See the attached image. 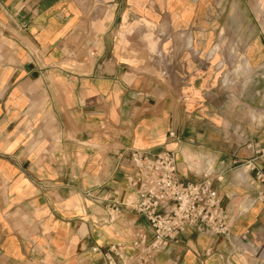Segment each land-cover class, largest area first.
<instances>
[{
  "label": "crops",
  "instance_id": "0c3cea01",
  "mask_svg": "<svg viewBox=\"0 0 264 264\" xmlns=\"http://www.w3.org/2000/svg\"><path fill=\"white\" fill-rule=\"evenodd\" d=\"M258 10L255 0H0V264H101L93 247L111 243L131 252L136 231L151 234L146 218L122 206L101 219L109 198L130 194V150L164 148L182 180L218 185L232 232L253 245L190 228L155 264H264V203L250 205L242 166L255 154L241 140L264 145L249 110L264 107Z\"/></svg>",
  "mask_w": 264,
  "mask_h": 264
},
{
  "label": "built area",
  "instance_id": "2783aa9c",
  "mask_svg": "<svg viewBox=\"0 0 264 264\" xmlns=\"http://www.w3.org/2000/svg\"><path fill=\"white\" fill-rule=\"evenodd\" d=\"M259 71V79L254 86L264 83V61ZM259 94L260 91L256 90ZM254 114L250 107L252 120H264V107ZM174 137L173 132L170 133ZM244 145L254 154L242 163L249 176V187L253 189L250 205L264 203V145L248 135H242ZM133 173L127 177L130 194L124 200L109 198L102 222L112 223L120 214L122 206L128 207L146 218L151 234L142 230L134 233L131 252L123 250V243H111L105 248L93 247L101 252V264H155L157 255L163 251L168 241H177L188 229L214 237H224L235 250L242 251L252 246L248 232L235 235L229 223V213L213 180L206 175L199 181H184L178 172L176 153L164 148L157 152L130 150ZM259 159V161H258ZM259 162V163H258ZM220 180V178H216ZM244 244V247H243Z\"/></svg>",
  "mask_w": 264,
  "mask_h": 264
},
{
  "label": "rangeland",
  "instance_id": "374dc122",
  "mask_svg": "<svg viewBox=\"0 0 264 264\" xmlns=\"http://www.w3.org/2000/svg\"><path fill=\"white\" fill-rule=\"evenodd\" d=\"M255 5L259 6V16H258V24H255V42H264V0H255ZM256 69V68H255ZM261 71L259 70H255L254 72V76H255V80L259 79V76L261 75ZM254 114H256L257 112H260V106L259 105H254ZM264 113V112H263ZM262 137L257 138L256 140H261ZM218 186V185H217Z\"/></svg>",
  "mask_w": 264,
  "mask_h": 264
}]
</instances>
